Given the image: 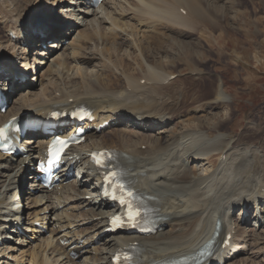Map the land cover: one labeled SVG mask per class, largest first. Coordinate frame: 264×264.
I'll use <instances>...</instances> for the list:
<instances>
[{
	"label": "bare ground",
	"instance_id": "obj_1",
	"mask_svg": "<svg viewBox=\"0 0 264 264\" xmlns=\"http://www.w3.org/2000/svg\"><path fill=\"white\" fill-rule=\"evenodd\" d=\"M35 1L40 2L39 0ZM116 1L101 0L97 7L92 8L86 4V0H68L67 7L60 9L59 17L65 19L69 14L71 18L79 19V25L87 26L91 33L94 32L92 29L96 30L106 20L104 12L107 10L116 12L114 5ZM152 1L150 4L145 0H140L144 7H139L136 2L135 14H139L141 19L145 18L144 16L152 17L153 14H156L168 21L171 26H190L196 23L194 17L199 13L196 0H177L176 3L174 0V3L179 6L171 3L170 0ZM157 1L160 2L161 7L157 6L159 5ZM153 4L156 11L152 13L149 9L154 8ZM40 5L41 3L34 6L31 1L27 0H0V25L5 28V33H0V69H4L6 72L8 86L7 89L4 84L2 90L8 91L6 93L8 98L9 92H15L19 87H24L7 111L5 110V115L3 114L5 111L0 112V124L14 116L24 117L30 114L41 116L53 105L69 108L75 104H83L93 108L96 117L102 116L103 113L106 114V118L113 117L109 127L114 124L121 125V127L110 133L112 137L109 138V141L98 135L108 127L99 133L93 131L86 133L84 143L71 148L69 153L72 156L71 159H67L66 165L59 171L58 175L61 181L48 190L43 188L35 178H32L29 182L31 190L25 192L27 193L26 205L21 206V209L17 205L20 194L17 195L16 191H20L25 183L23 180L26 171L24 163L27 159L0 154V240L6 239L5 237L12 239V241H2L0 264H17L18 257H13L11 252L17 248L15 241L24 240L25 237H28L29 231L32 233L30 239L38 241L39 246L40 244L42 246V249L35 252V255L40 256L42 263L38 261V263L28 264H112L110 259L115 250L133 242H137L140 248V254L136 258L139 264L166 262L175 260L179 256L195 257L210 240L215 241L214 247H216L206 259L210 260V264H234L235 261L238 264H243L244 259L263 253V249H257V253L254 255L255 251L251 244V241L260 242L264 236V229H261L264 228L263 148L247 143L229 145L226 143L224 133L218 131V125L215 124L210 127H213L218 133L210 138L207 137L208 135L203 136L204 126H199L200 132L193 130L190 133H181L176 140L169 138L170 134L164 130L166 127L164 125L170 121L171 114L177 113L174 110L176 104L174 100L178 99L177 93L174 92L176 87L169 89L173 92L162 94L161 90H166L163 87L164 81L171 73L157 71L154 67L146 66L148 63L141 66L136 65L140 77L134 76L133 78L131 73L127 77L125 87L120 86L119 77L114 76L118 70L113 73L111 69V74V65L107 66L105 61H100L101 54H94L91 51L92 54L87 53L88 59L84 58L86 60L82 61V67L76 68L69 74H62L60 79L61 70L54 67L55 63L59 64L64 58L62 54H59L54 61H51L54 67L51 72L54 75L52 74V76L50 73L43 75V73L44 82H40L39 85L35 84L31 90L23 80L15 81L13 77L19 76V74L18 70L14 69L16 65H12V59H15L16 62L21 61L20 69H27L24 66L26 63H23L27 62L25 46L37 41L39 42L37 45L41 47L47 38H54L58 35L61 25L69 24L67 19V21L60 22L56 16L39 12L38 18L31 22L33 25L27 26L29 24L27 17L33 14L34 10H40ZM127 8L130 7L127 6ZM179 8L185 10L186 15L191 16L190 21L184 19L186 17L182 15ZM108 14L110 15V13ZM21 22H24L25 25ZM73 24L71 23L70 27L76 28ZM75 24L78 25V22L75 21ZM131 27L133 29L132 25ZM88 30L85 32L86 35L83 34L87 39L92 35L88 34ZM10 31H15L16 38L9 37L8 32ZM21 32H24L23 39ZM119 33V36L126 35L122 31ZM71 37H74L73 34ZM57 41L54 40L55 43ZM84 43L85 40L80 41V44ZM109 44L113 48L106 51L108 58L105 60L110 59L113 67L119 69V66H123L121 61L129 60L130 55L126 56V52L124 54L123 52L117 53L116 46L118 45L115 42L109 41ZM53 45L57 47L55 51L63 46L54 43ZM78 46L81 48V45ZM41 53L38 55L46 56ZM4 55L11 56L12 59L4 60ZM95 57L99 61L92 60ZM63 62L67 63V59ZM33 64H35V59ZM31 65H29L30 70ZM142 79L143 83L141 84ZM174 83L176 81H173L172 84ZM113 85L119 87L114 89ZM127 86H130L131 89L135 88L134 91H139V93L135 95L133 92H128ZM213 92L214 97L210 102V108H215L218 103L223 104L229 97L225 90L221 89V82L217 83ZM59 97L58 103L52 104L53 100ZM131 98L137 100L136 106L134 103L128 102ZM25 99L36 102L40 100L41 103L35 107L30 106L26 110L15 112ZM119 112L122 114L117 116ZM154 120L159 121V125L150 124ZM100 122L101 119H98L92 124ZM134 123L139 126H135ZM209 131L210 128L207 132ZM25 135L28 136H25L24 140V147L29 151L28 156L33 157L34 153H40L45 144V141L39 139L43 137L42 134L27 133ZM33 137L37 138L35 139L36 144L29 147L34 142L31 139ZM225 143L228 146L227 149L224 153L220 151L217 155L219 158H215L216 152L214 151L221 150ZM101 148H114L124 164L125 172L134 188L141 194L150 197L148 201L153 204L159 217L157 223L160 229L155 234L138 236L102 233L109 227V216L116 211V207L102 197L100 192L102 178L94 176L95 171L88 160V153L93 149ZM215 161L216 164H214ZM206 164L211 167H204ZM76 169V176L69 183L66 180L70 179V175ZM58 187L61 191H58ZM14 188L15 190H13ZM86 195H89L91 200L86 199ZM250 205L254 206L255 214L251 221L246 217H241L243 211L247 210ZM24 207L27 212L25 222H23L25 218H21L25 213L22 211ZM231 209H237L235 217L234 214H231ZM257 211H260V216L256 215ZM12 218L15 219L13 223ZM259 218L262 219V222H259ZM34 221L43 225L47 224L50 228L49 234L43 237L44 231L35 228ZM217 222H219V226H217ZM166 224L169 225V229L164 231ZM6 229H9L11 236L2 235ZM57 233L60 235L56 236ZM227 233L232 234L230 244L220 252L218 248ZM30 243L28 240L26 245ZM31 247L34 249L38 245L35 243ZM70 251H74L81 260L77 258L78 261H74L69 255ZM88 255L92 258H88Z\"/></svg>",
	"mask_w": 264,
	"mask_h": 264
},
{
	"label": "rangeland",
	"instance_id": "obj_2",
	"mask_svg": "<svg viewBox=\"0 0 264 264\" xmlns=\"http://www.w3.org/2000/svg\"><path fill=\"white\" fill-rule=\"evenodd\" d=\"M27 1H31V4L34 6L41 3L40 10H34V13L27 17L29 23L38 18L39 12H43L49 16L55 15L60 22H64L66 19L69 22V24L61 25L62 27H60L58 35L54 38H47L41 47L37 45L39 42L35 41L31 46L28 45L25 49L27 51V62H23L26 63L24 66L29 68V65L32 63L30 66L32 68L27 73L24 80V83L30 86V90L35 84L39 85L40 82H44L43 73V75H49V73L54 75L51 71L54 70L55 67V69L61 70V73H59L61 79L63 75L69 74L76 70V68L82 67V61L88 59V54L92 53L101 54L102 57L99 58L100 61H105L107 66L111 65V74L112 70L113 73L116 70L121 73L116 71L114 76L119 77L120 86L125 87L127 84V77H129L131 73V77L133 78L134 76L140 77L137 66H141L142 64L146 65L148 63L146 66L154 67L155 70L162 71V73L170 72V75L173 76V78H170L171 76H169L168 79L166 78L168 83L163 84L166 90H161L162 94H168L173 92V90H169L171 87H176L174 92L177 93L176 96L178 98L174 100L176 101L174 110L177 111V113L174 111L175 113L169 116L170 121H167L168 123L166 122L167 124L165 123L166 125H164L166 126L164 130L168 131L170 134L169 138H174V140H176L181 133H190L193 132V130L194 132H200V127L203 126V136L208 135L207 137L210 138L218 133L215 132L213 127H210L215 124L216 126L218 125V131L224 133L225 140L227 141L225 142L227 144L232 146L244 143L256 144L261 146L264 150V0H196V7L200 15L198 13L196 17L193 16L196 23L190 26H171L168 21L158 17L159 15L156 14H153L152 17L144 16L145 18L142 17L141 19L139 14H135V3L137 2L139 7L142 6L140 0H117L114 4L116 12L115 10H107L108 12H104L106 14H104L106 22L104 21L101 23L96 30L92 29L94 32L91 33L89 32L90 30L87 29V26L79 25V19L75 20L73 19L74 17L71 18L69 14L65 19L59 17L61 12L60 9L67 7L69 4L68 0H39V3L35 0ZM129 1H132L131 4ZM145 1L150 4L153 2L152 0ZM170 1L173 4L177 2V0H175V3L174 0ZM71 4L73 5V3ZM157 4H159L157 6L161 7L160 2L157 1ZM127 6L130 8H127ZM149 11L152 13L153 11L155 12V5L154 8H150ZM108 13H110V15ZM183 16L185 15L183 14ZM189 16H186L184 19L190 21L191 16ZM111 17L114 19L112 20ZM73 20L77 21L78 25L75 24ZM71 23L76 26V28L70 27ZM4 29L5 28L0 25V33H5ZM86 29L89 35L92 34L90 35L91 39L86 38ZM121 31L126 34V37L124 35L119 36V32ZM76 33L78 34L75 37ZM72 34L74 37H71ZM59 39H61V41L54 42V40ZM81 40H85L83 45L80 44ZM109 41L115 42L116 45H118L116 46L117 53L123 52L124 54L126 52V56L130 55L129 60L125 59L121 61L122 63L120 62L123 66H119V69L125 70H119L117 67H113L110 59L105 60V58H108L106 56V51L113 48L111 44H109ZM53 43L63 46H60V49L55 51L57 47H55V45L52 46ZM47 45H49V47H47ZM78 45H81V48ZM36 49L38 51H36ZM42 50L45 53H41ZM35 51L37 54L41 53L46 56L43 55L45 57H42L37 54L35 55ZM59 54L64 56V60L62 59L60 61V65L54 62L57 66L54 64L53 67L51 61H54L55 57ZM95 58L92 60L96 61L97 57ZM34 59L35 64H33ZM66 59L67 63H64L63 61ZM20 62L21 61L18 60L16 65H20ZM50 66L52 67L50 68ZM173 81H176V83L172 84ZM218 82H221V89H224L229 97L223 104L218 103L215 108H210V102L214 97L213 89ZM113 87L116 89L119 86L113 85ZM23 88L24 87H19L17 91L9 92L11 96L9 95L8 107L11 105L12 101L18 97L19 92ZM130 89V86H127L126 90L128 92H133L135 95L139 93V91H134L135 88ZM60 97L53 100L52 104L58 103ZM136 101L137 100L134 98L128 100V102L134 103L135 106L137 105ZM170 101L173 102V100ZM39 103H41L40 100L36 102L35 100L25 99L15 112L26 110L30 106L35 107L39 105ZM165 103L168 104L167 102ZM6 111L3 113L4 115ZM157 125H159V123L153 126ZM120 127L121 125L117 124L111 125V129H109L108 132H104L102 136L109 141V138L112 137L110 133L114 129ZM209 128L210 131L207 132ZM225 144H223L221 150L214 151L216 152L215 158H219L217 155L220 151L224 153L227 149L228 146ZM32 145L33 144H31L30 147ZM216 163L215 161L214 164ZM204 167L208 168L211 166L206 164ZM199 170L201 171L200 168ZM29 177L32 180L31 175L29 176V174H26V176H24V185L20 188V191H16L17 195L20 194L17 204L20 209L21 206L23 207L26 205L25 200L27 193L25 192L28 190V183L31 181ZM71 177H75V175ZM57 189L61 191L59 187ZM13 190H15V188ZM22 211H26L25 207ZM235 211L237 213V209ZM23 216L25 217L23 222H25L27 216L26 212ZM247 216L248 220L251 221V210L248 211ZM12 221H14L13 218ZM165 227L167 229L165 228L164 231L169 229V225L166 224ZM44 232V235H42L43 237L47 235L46 229ZM2 235L11 236L9 234V229L3 231ZM59 235L60 233H57L56 236ZM261 240L260 242L251 241L253 246L252 249L255 251L254 255H256L257 249L264 250V236ZM4 241H12V239H6ZM19 241L20 243H18ZM19 241H15V243H17V248L11 252L13 257H18L16 259V262L18 261L17 263L28 264L38 263V261L42 263L40 256L35 255V252L42 247L41 244L39 246L38 241L33 240L28 245H26L28 243V239L26 241V238ZM253 242L256 244L259 242L260 244L258 243L255 245ZM32 243H37L38 247L33 249L31 247V245H33ZM34 256L35 258H33ZM87 257L92 258V256L89 255ZM11 262L14 261L11 260ZM251 263L264 264V251L260 255L251 256L243 260V264ZM234 264H238V262L235 261Z\"/></svg>",
	"mask_w": 264,
	"mask_h": 264
}]
</instances>
